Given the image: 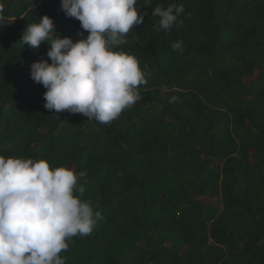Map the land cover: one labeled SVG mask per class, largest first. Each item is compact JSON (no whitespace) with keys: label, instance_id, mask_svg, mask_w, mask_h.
<instances>
[{"label":"trees","instance_id":"16d2710c","mask_svg":"<svg viewBox=\"0 0 264 264\" xmlns=\"http://www.w3.org/2000/svg\"><path fill=\"white\" fill-rule=\"evenodd\" d=\"M0 4V155L86 172L82 199L102 214L66 264H264V0H137L148 15L113 47L147 83L111 123L45 109L31 78L51 43L23 45L28 25L47 15L54 37L88 35L61 0ZM169 4L183 26L158 31L151 12Z\"/></svg>","mask_w":264,"mask_h":264},{"label":"clouds","instance_id":"9594fccd","mask_svg":"<svg viewBox=\"0 0 264 264\" xmlns=\"http://www.w3.org/2000/svg\"><path fill=\"white\" fill-rule=\"evenodd\" d=\"M144 5H151V0H144ZM61 9L78 19L88 35L79 32L75 42L54 37V21L44 15L20 38L33 49L42 41L51 43L47 55L52 63L38 60L31 65V78L47 89L44 108L111 123L141 100L139 86L147 83L138 58L113 46L125 44L127 34L148 13L138 14L137 0H61ZM183 11L182 4L154 7L151 15L159 17L156 29L182 27L178 17ZM3 12L0 4L4 25ZM171 47L182 51V41ZM176 100L173 96L169 102ZM86 175L71 167L52 168L43 158L0 155V264H66L60 254L67 251L68 241L91 234L102 219L101 212L82 199Z\"/></svg>","mask_w":264,"mask_h":264}]
</instances>
